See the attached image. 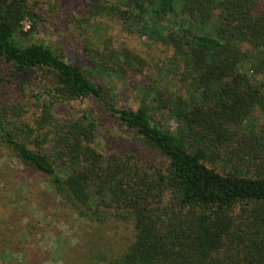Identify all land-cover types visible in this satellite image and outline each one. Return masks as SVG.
<instances>
[{"label":"trees","instance_id":"trees-1","mask_svg":"<svg viewBox=\"0 0 264 264\" xmlns=\"http://www.w3.org/2000/svg\"><path fill=\"white\" fill-rule=\"evenodd\" d=\"M38 4L0 0V83L33 75L40 107L34 126L17 127L4 108L15 104L0 99V147L79 219L128 224L124 246L94 255L93 264H264V122L243 125L254 105L264 112V0H87L90 18H115L170 47L187 95L155 89L151 99L178 133L152 120L144 98L116 106L47 45L19 44L22 21L34 23ZM109 57L96 67L122 73L139 62L128 51ZM86 98L100 101L143 148L101 154L88 144L95 118L55 123V104Z\"/></svg>","mask_w":264,"mask_h":264},{"label":"rangeland","instance_id":"rangeland-1","mask_svg":"<svg viewBox=\"0 0 264 264\" xmlns=\"http://www.w3.org/2000/svg\"><path fill=\"white\" fill-rule=\"evenodd\" d=\"M86 2L39 0L34 9L37 18L34 23L22 21L16 41L21 45L31 42L47 45L100 84L103 99L116 106L136 107L144 98L153 108L152 120L178 133L177 121L155 110L156 102L151 99L155 89L187 95L184 84L173 76L176 69L171 63L170 47L138 30L125 29L115 18L106 15L90 18L85 12ZM112 51H128L139 62L131 63L122 73L97 68L98 57L104 55L109 60ZM38 87L33 75H20L0 83L1 102L4 106L15 104L11 111L4 108L17 127L23 126L22 123L34 126L33 119L40 115V107L31 96L39 91ZM52 115L55 123L80 115L95 118L94 137L88 144L101 154L112 149L143 148L96 99L57 103ZM263 122L262 108L254 105L243 125L246 130H254ZM128 240V224H97L79 219L53 194L41 175L22 166L7 148L0 147V264H93L94 255L113 254Z\"/></svg>","mask_w":264,"mask_h":264}]
</instances>
